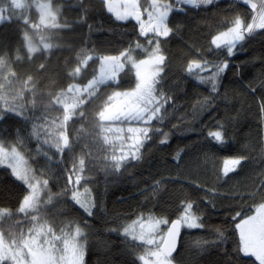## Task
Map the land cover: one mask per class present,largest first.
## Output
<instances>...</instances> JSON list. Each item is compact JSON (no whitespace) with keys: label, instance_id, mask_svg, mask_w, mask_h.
<instances>
[{"label":"snow or ice","instance_id":"6c2138e0","mask_svg":"<svg viewBox=\"0 0 264 264\" xmlns=\"http://www.w3.org/2000/svg\"><path fill=\"white\" fill-rule=\"evenodd\" d=\"M17 8L27 9V16L13 20L0 9V26L14 24L16 35L14 44L0 43V169L18 190L15 204L0 205V264H88L92 221L107 214L95 194L97 177L103 174L107 180L131 161L139 162L150 141L170 143L171 130L160 127L179 108L175 92L165 89L172 66L169 45L183 37L184 18L193 11L217 20L203 43L185 41L187 55L178 69L185 84L195 82L193 116L207 112L216 121L215 130L207 133L214 150L193 161L196 168L211 166L214 181L191 180L203 190L198 199L182 193L172 205L157 207L164 178L154 180L141 190L151 207L117 218L105 231L123 238L127 264H184L178 259L181 237L194 230L211 233V239L201 237L197 245L202 253L215 250L218 264H264V169L235 190L238 199L227 204L219 224L204 219L209 207L221 206L222 184L251 159L246 144L222 163L216 151L239 143L229 133L239 111L232 116L224 104L223 115L217 116L218 101L229 99L230 85L223 83L229 71L241 78L244 96L259 90L258 119L264 125V48L232 64L252 41L259 39L264 46V0H18ZM66 12H75V18L62 19ZM105 13L106 30L118 34L120 43L115 54L96 55L97 46L88 47L93 30L88 21ZM84 25L88 32L77 33ZM65 30L78 36L68 48L75 59L69 55L57 68L45 100L37 77L48 72L53 49L63 47L57 37ZM26 64L34 66L35 74L21 75ZM245 66L256 68L252 79L244 77ZM9 119L18 123L5 135ZM260 151L264 158V146ZM183 152L178 149L172 156L177 166Z\"/></svg>","mask_w":264,"mask_h":264},{"label":"trees","instance_id":"16d2710c","mask_svg":"<svg viewBox=\"0 0 264 264\" xmlns=\"http://www.w3.org/2000/svg\"><path fill=\"white\" fill-rule=\"evenodd\" d=\"M73 3H75V0H73ZM223 3L224 0H222ZM0 9L4 10L3 14L5 16H11L13 20L18 16H27V9L14 8L11 0H0ZM75 15V12H66L62 19L71 20L75 18ZM32 18H36L35 13H33ZM184 19L188 27L183 29V37H174L169 45L172 66L169 71V79L165 83V89L175 92L176 103L179 108L172 112L169 119L160 127L163 131L171 130L170 143L166 146H160L156 140L150 141L149 146L142 150L143 156L139 162L131 161L119 175L109 176L107 180H105L103 174L97 177L94 184L95 194L97 200H103L107 214L101 212L99 218L92 221L94 231L91 238V248L86 257L88 264H127L129 258L123 252V238L117 233L105 231V228L114 226L117 218L123 220L128 218L134 211L142 210L144 206L151 207V204L143 201L141 190H148L154 180L164 178L165 190L160 193L157 207L172 205L175 198L182 193L189 194L194 200L198 199L204 194L203 190L196 189L194 184L189 182L191 180L201 182L207 180L209 184L214 181V176L210 174L211 166L208 170L203 167L196 168L193 161L203 151L214 150L211 149L213 142L207 136V133L209 130H215L216 121L210 118L207 112L193 116L192 104L196 96L193 91V84L195 82L188 78L190 82L185 84L184 80L181 79L184 74L178 69L181 66V61L187 55L185 41L203 43L204 33L216 30L217 20L215 17H203L201 13L196 11L191 12ZM88 23L93 26L88 47L91 48L95 44L98 49L96 55L102 53L115 54L120 38L118 34L106 30L109 23L107 14L105 13L103 16L93 14ZM102 28L105 30H100ZM79 32L87 33L88 26L84 25L82 28L77 29V33ZM57 39L65 42L63 47L53 49L48 72L43 77H37L43 94L42 98L45 100L50 82L57 78V68L62 65L69 55L75 59V52L69 53L68 48L71 46L72 41H78V36L65 30ZM15 40L14 24L0 26V43L12 42L14 44ZM247 47V52L237 55L232 60L233 66L247 60L248 57L254 53H259L264 48L259 39L252 41ZM207 58H212L211 53L207 54ZM243 70L246 79H252L256 74V68L252 66H245ZM19 71L21 75L24 72L31 71L35 74L34 66H28L27 64ZM240 79L233 76L231 71L224 78L223 83L230 85L229 99L218 101L221 108L217 113L218 117L223 115L224 104L228 105V110L232 116H236V112L239 111L238 118L229 128L230 135H234L239 143L229 142L225 148L216 151L220 157L219 162L222 163L224 156L234 155L240 149L241 144H246L250 148L251 159L245 165L243 171L229 180L227 184H222L221 192L225 195L217 197L221 206L218 210L209 207L207 215L204 216L205 222L209 225H217L224 219L228 212L227 204L233 198L238 199L235 196V190L244 186L248 176L253 172L264 169V158L261 157L260 151L261 147L264 146L261 142L262 137H264V130H262L264 125H261L258 119L260 92L259 90L255 94L249 92L247 96H244L239 90L241 87ZM16 86L13 85L12 87L15 88ZM198 87L201 93L206 94L205 86L199 85ZM89 112H91V108H89ZM17 123L15 119L7 120L3 125L4 128H7V132L4 134L13 133ZM76 127L79 128V124ZM88 131H92L90 123L88 124ZM178 149H184L182 153L183 160L179 166L172 159ZM77 151H79V147H77ZM53 189L55 190V183H53ZM17 191L10 175H6L4 170L0 169V205L5 203L15 204ZM200 203L201 206H205L203 201H200ZM185 231L187 232V230ZM201 237L211 239L212 235L208 230H194L191 233L182 234L180 241L181 255L178 256V259L183 261L184 264H218V254L215 250L200 252L197 241Z\"/></svg>","mask_w":264,"mask_h":264},{"label":"rangeland","instance_id":"374dc122","mask_svg":"<svg viewBox=\"0 0 264 264\" xmlns=\"http://www.w3.org/2000/svg\"><path fill=\"white\" fill-rule=\"evenodd\" d=\"M11 1H12V3H13L14 8L18 9V8H17L18 0H11Z\"/></svg>","mask_w":264,"mask_h":264}]
</instances>
